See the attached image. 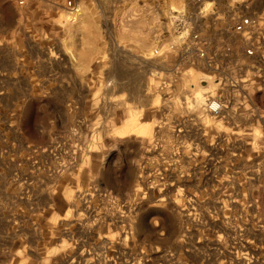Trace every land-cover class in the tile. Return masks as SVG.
Masks as SVG:
<instances>
[{"label": "rangeland", "instance_id": "1", "mask_svg": "<svg viewBox=\"0 0 264 264\" xmlns=\"http://www.w3.org/2000/svg\"><path fill=\"white\" fill-rule=\"evenodd\" d=\"M0 264H264V0H0Z\"/></svg>", "mask_w": 264, "mask_h": 264}, {"label": "built area", "instance_id": "2", "mask_svg": "<svg viewBox=\"0 0 264 264\" xmlns=\"http://www.w3.org/2000/svg\"><path fill=\"white\" fill-rule=\"evenodd\" d=\"M194 1L197 4H201L204 0H189ZM225 105L224 103L217 98H210L207 102V112L210 113L213 117H219L224 112Z\"/></svg>", "mask_w": 264, "mask_h": 264}, {"label": "bare ground", "instance_id": "3", "mask_svg": "<svg viewBox=\"0 0 264 264\" xmlns=\"http://www.w3.org/2000/svg\"><path fill=\"white\" fill-rule=\"evenodd\" d=\"M206 78H208V77H206ZM201 83H202V87L200 88L201 89V91L204 89H206L208 86H207V79H203L202 81H201ZM203 94H202V92H195V96L193 97V101H194V103H195V106H196V111H198V110H200L201 109V107H202V104H204L203 103V101H204V97L202 96ZM210 97V96H209ZM208 97V98H209ZM208 99H206V101H207Z\"/></svg>", "mask_w": 264, "mask_h": 264}]
</instances>
